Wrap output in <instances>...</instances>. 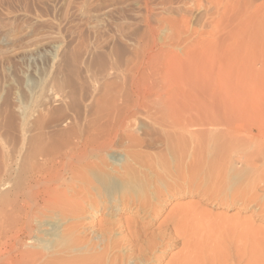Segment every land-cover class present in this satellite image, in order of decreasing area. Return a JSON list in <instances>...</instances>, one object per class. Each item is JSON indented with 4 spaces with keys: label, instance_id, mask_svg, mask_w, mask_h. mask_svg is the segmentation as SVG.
I'll list each match as a JSON object with an SVG mask.
<instances>
[{
    "label": "rangeland",
    "instance_id": "obj_1",
    "mask_svg": "<svg viewBox=\"0 0 264 264\" xmlns=\"http://www.w3.org/2000/svg\"><path fill=\"white\" fill-rule=\"evenodd\" d=\"M170 111L186 124L196 114L209 118L182 137L200 131L209 148L229 147L220 182L227 180L229 191L222 189L226 194L216 201L182 192L169 198L156 224L185 205L195 216L187 240L197 264L221 262L216 248L241 264L252 262L253 249L264 251V183L255 181L258 188L248 191L239 185L248 183L243 174L249 181L260 175L242 156L264 135V0H0L3 213L15 216L35 168L78 151L89 138L109 145L100 152L107 167L127 165L129 151L163 157L178 135ZM87 210L82 223L103 217ZM33 236L19 248L39 251ZM180 241L166 249L162 264L180 258Z\"/></svg>",
    "mask_w": 264,
    "mask_h": 264
},
{
    "label": "bare ground",
    "instance_id": "obj_2",
    "mask_svg": "<svg viewBox=\"0 0 264 264\" xmlns=\"http://www.w3.org/2000/svg\"><path fill=\"white\" fill-rule=\"evenodd\" d=\"M136 88L139 90V86ZM197 116L196 114V119L186 124L177 117L175 120L172 112H168L171 128H175L178 135L175 142L167 143L168 153L163 154V157L129 151L124 157L129 161L127 165L125 162L124 166L119 164V167L115 168L114 163L111 164L113 167H107L109 164L104 163L101 157L104 154L100 152L107 148L108 144L93 142L89 138V140L85 139L83 144L81 143V149L78 151L69 152L64 157L61 156L59 160L56 158L54 162H48L46 165L43 163L44 167L35 168L37 170H33L35 171L33 181L30 180L31 185L29 184L26 191H23L19 209L16 214L12 212L15 216L6 214V212L10 213L5 212L6 209H3L4 213L0 211V218L2 217L0 219V264H162L166 249L181 243V238H184L182 243L185 242L184 245L180 244L183 245L181 252L179 251L182 254H179L180 258L168 264H195V261L197 264L199 261V258L195 260L197 249L192 246L194 242L189 240L188 234L192 229L189 226L193 225L192 220L195 216H191V211H189L190 216L188 215L185 205L181 208L178 205L179 210L169 211L170 213L166 216L169 214L170 216L162 218L163 220L156 224L169 204V198L175 199L186 192L191 196L202 194L210 199L215 197L216 201V196L220 192L223 194V190L229 187L226 178L225 182L220 183L222 177H226L227 167L224 155H228L229 147L225 148L223 144L222 146L219 144L220 146L212 145V148H209V144L202 143L203 137L200 138V131H194L193 134L189 132L191 137L188 140L182 137L184 130L188 127L198 128L201 127V123L203 128L208 125L206 123L204 125L203 120L207 122L209 118L201 120L197 119ZM170 125L168 124V128ZM208 139H210L209 136ZM215 140L218 141V139ZM141 145L140 141V147ZM224 149H228L227 154ZM251 149L242 156L243 162L250 167L256 166L254 169L260 175L256 173L254 176L252 173L255 180L249 177L250 181L246 178V174L241 175L243 178L240 177V179L248 183L244 182L242 186L240 182V189L249 188L255 181L264 183V135L254 143ZM90 151H95V154L89 156ZM53 159L55 158H51ZM255 161H261V164L257 165ZM87 172H90V175L88 174L90 177ZM235 178L238 177L235 176ZM236 186L234 185V190L238 188ZM220 188L223 190L221 191ZM240 189L239 193H244L245 189L243 192ZM226 190L224 191L227 193L229 190ZM253 195L254 193L250 201H254ZM87 209H92L96 214L102 212L103 217L95 222L92 220L82 223L88 212ZM125 211L131 215L130 219L118 217ZM43 226H50V231L40 230ZM209 231L207 230L208 233ZM32 234L35 235L34 242L38 241V245L35 246L39 251L20 249L19 244ZM39 235L40 238H38ZM46 236H52V238L42 240ZM200 239L198 238V241ZM40 242L45 245L42 243L43 246H41ZM216 249H212V252L214 251L215 255L217 253L216 258L221 255L224 261H221V258V262L212 259L214 261L209 260V264H241V260H231V253L223 256L224 251H221V248L218 251ZM258 251L252 250L251 264H264V251L260 252L259 249ZM209 254L207 252V255Z\"/></svg>",
    "mask_w": 264,
    "mask_h": 264
}]
</instances>
